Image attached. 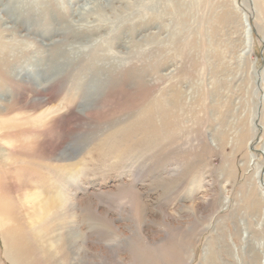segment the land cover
I'll list each match as a JSON object with an SVG mask.
<instances>
[{"label":"rangeland","instance_id":"rangeland-1","mask_svg":"<svg viewBox=\"0 0 264 264\" xmlns=\"http://www.w3.org/2000/svg\"><path fill=\"white\" fill-rule=\"evenodd\" d=\"M0 99V264H264V0H0Z\"/></svg>","mask_w":264,"mask_h":264},{"label":"bare ground","instance_id":"bare-ground-1","mask_svg":"<svg viewBox=\"0 0 264 264\" xmlns=\"http://www.w3.org/2000/svg\"><path fill=\"white\" fill-rule=\"evenodd\" d=\"M91 4L92 3H87L86 5H84V6H82V7H80V9L81 10H84L85 12H88V11H90V10H92V9H95V7H100V5H98V4H95L93 7L91 6ZM12 11V10H11ZM18 53V52H17ZM136 58V57H135ZM19 59V58H18ZM15 61V60H14ZM16 68V67H15ZM20 76V75H19ZM5 96V95H4ZM4 98V97H3ZM0 101H1V99H0ZM3 102V101H2ZM2 102H0V103H2ZM8 102V101H7ZM2 107L0 108L1 109V112H0V115H2V113L3 112H6V110L5 109H3V106L5 107V103H2V104H0ZM14 105H15V103H14ZM21 105H22V103H21ZM7 106V105H6ZM9 107H10V109H12L13 107H12V105L11 104H9ZM26 107V106H25ZM24 107V108H25ZM9 110V109H8ZM41 110V109H40ZM47 111H48V109H47ZM8 112V111H7ZM7 115V114H6ZM4 117V116H3ZM8 124V123H7ZM21 129V128H20ZM20 129L18 130V128H16V127H12V126H10V125H7V126H2V125H0V157L3 159V161H6V162H10V156H9V154L8 153H6L5 151H4V149H2L3 147H1V145H5V147L6 146H9L10 147V149H12L13 147H12V144L9 142V141H6V140H8L12 135H15V136H17L18 134H20L19 132H20ZM66 157V156H65ZM68 158V157H67ZM70 161V160H69ZM4 164V163H3ZM35 200V199H34ZM38 200V199H37ZM42 201V200H41ZM51 203H49L48 201H44L43 200V202H41L40 203V201H39V204H38V206H37V208H38V212H40V213H42V214H40V213H38V218H37V220H43L44 218L41 216V215H43V213H47L48 212V210L49 209H54V208H57L58 206H60L61 204H62V202L57 198V199H51V200H49ZM34 203V202H33ZM35 211V210H34ZM36 213V212H35ZM52 213V212H51ZM48 218V217H47ZM42 222V221H41ZM2 224V223H1ZM3 230V229H2ZM4 231V233H5V237H6V239H7V235H8V239H7V241L8 242H10V238H12V236L14 235V239H13V243L15 244L14 245V247H15V249L18 251V252H20L22 255H24L23 254V250H22V248H23V244H22V242H21V240H20V236H19V234H18V232H16V230H14L13 228H7L6 230H3ZM12 235V236H11ZM16 235V236H15ZM47 236V235H46ZM40 237L42 238L43 237V235H40L39 236V239H40ZM43 241V240H42ZM41 241V242H42ZM49 246H51V245H49ZM46 248V247H45Z\"/></svg>","mask_w":264,"mask_h":264}]
</instances>
